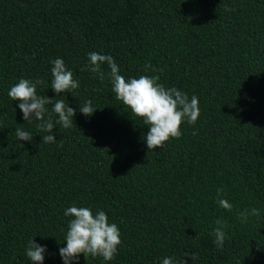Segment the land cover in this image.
Listing matches in <instances>:
<instances>
[{"label":"trees","instance_id":"trees-1","mask_svg":"<svg viewBox=\"0 0 264 264\" xmlns=\"http://www.w3.org/2000/svg\"><path fill=\"white\" fill-rule=\"evenodd\" d=\"M90 52L111 55L126 79L159 75L195 95L197 123L149 151V129L110 79L85 70ZM57 58L80 82L75 97L51 89ZM21 78L76 109L65 129L49 105L56 143H42L48 133L8 96ZM88 100L91 117L79 110ZM73 205L103 210L122 240L112 261L81 254L79 264H264V0H0V264H32V238L47 248L44 264H63ZM253 207L260 217L242 223L237 213ZM217 219L227 224L222 249Z\"/></svg>","mask_w":264,"mask_h":264},{"label":"clouds","instance_id":"clouds-1","mask_svg":"<svg viewBox=\"0 0 264 264\" xmlns=\"http://www.w3.org/2000/svg\"><path fill=\"white\" fill-rule=\"evenodd\" d=\"M51 89L56 97L61 93H75L80 87V82L73 77L63 59L57 58L51 61ZM107 65L110 71L102 70V65ZM93 73L103 82L110 79L112 92L115 99L122 102V105L130 109V115L140 118L149 131L142 139L146 141L149 151L162 149L172 139H179L182 136L181 126L184 123L195 125L201 115L199 99L195 95L189 98L188 94L175 87L166 88L160 83V76L141 75L139 78L126 79L120 74V67L111 55L89 53V65L85 69ZM157 71L150 63L145 65V71ZM162 71V70H159ZM44 82L41 80H29L21 78L18 83L10 88L8 96L13 101H19V109L23 113L25 121H38L37 127L43 135L42 143H56L57 140L52 134L55 125H61L65 129L72 127L76 109L66 104L64 100L50 99L47 96L37 94V88ZM74 96V95H73ZM75 97V96H74ZM51 111L58 117L55 125L49 113ZM97 108L93 107L91 100L80 104V112L91 117ZM47 116V119H46ZM16 136L19 141H32L33 135L22 128L16 129ZM196 133L194 132L193 135ZM224 189H217L218 205L233 211V205L224 198ZM65 216L72 217L65 236L66 247L59 249L63 264H79L80 255L83 254L86 260L91 256L100 257L104 261H112L118 254V247L122 244L121 232L116 223L110 222L109 217L103 210L93 212L89 207L71 206L65 210ZM242 223H247L250 216L260 217V210L253 207L244 209L237 213ZM217 227L213 230L215 237L214 244L222 249L225 245L227 224L221 219L215 221ZM258 245L261 243L257 241ZM258 251L260 248L258 247ZM46 246H42L32 238L26 248V255L32 264H44ZM184 257H190L193 261L195 254L185 252ZM162 264H174V258L166 257ZM187 264V260L177 262Z\"/></svg>","mask_w":264,"mask_h":264}]
</instances>
